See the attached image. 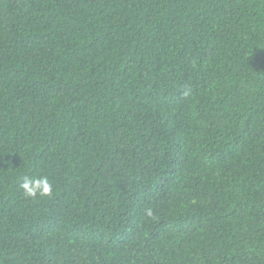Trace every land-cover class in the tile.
<instances>
[{"label": "trees", "instance_id": "1", "mask_svg": "<svg viewBox=\"0 0 264 264\" xmlns=\"http://www.w3.org/2000/svg\"><path fill=\"white\" fill-rule=\"evenodd\" d=\"M0 264H264V0H0Z\"/></svg>", "mask_w": 264, "mask_h": 264}, {"label": "clouds", "instance_id": "2", "mask_svg": "<svg viewBox=\"0 0 264 264\" xmlns=\"http://www.w3.org/2000/svg\"><path fill=\"white\" fill-rule=\"evenodd\" d=\"M20 188L26 198L33 200L38 197L51 196L53 192V185L50 183L48 176L42 173L25 176Z\"/></svg>", "mask_w": 264, "mask_h": 264}]
</instances>
